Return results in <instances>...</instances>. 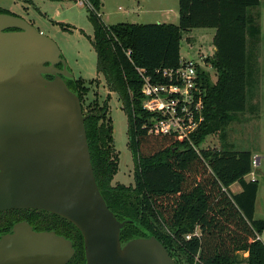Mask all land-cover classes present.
<instances>
[{"label":"trees","instance_id":"obj_1","mask_svg":"<svg viewBox=\"0 0 264 264\" xmlns=\"http://www.w3.org/2000/svg\"><path fill=\"white\" fill-rule=\"evenodd\" d=\"M33 2V0H24ZM95 28L93 44L98 72L108 88L118 93L129 118L128 147L135 167V185H114L118 171L113 124L108 100L83 112L91 157L100 190L120 220L131 219L121 234L122 243L154 234L184 264H264V218H255L257 179H246L253 167V151L200 148L209 135L224 131L235 114L244 112L256 87V51L262 37L261 0H179V23H105L101 0H89ZM0 13H9L0 8ZM215 28L213 56L206 61L217 73L199 69L204 97V122L193 134L195 147L175 134H150L144 123L151 116L143 109V80L137 67L154 74L157 68L177 67L182 60L181 39L192 28ZM131 50L130 55L127 54ZM51 78V76H48ZM81 79L68 78L81 98ZM77 82V84H76ZM83 106V103H82ZM239 182L234 193L230 186ZM13 223L27 220L36 230H55L71 239L76 250L67 264H85L84 238L69 220L38 209L0 211ZM0 222L1 234L11 231ZM190 239L184 236L194 233ZM177 264H180L175 259Z\"/></svg>","mask_w":264,"mask_h":264},{"label":"water","instance_id":"obj_2","mask_svg":"<svg viewBox=\"0 0 264 264\" xmlns=\"http://www.w3.org/2000/svg\"><path fill=\"white\" fill-rule=\"evenodd\" d=\"M68 78L74 75L51 37L23 17L0 13V211L66 218L83 235L85 264H177L154 234L122 243L133 220H120L100 190L90 114ZM75 252L71 239L27 220L0 237V264H67Z\"/></svg>","mask_w":264,"mask_h":264},{"label":"rangeland","instance_id":"obj_3","mask_svg":"<svg viewBox=\"0 0 264 264\" xmlns=\"http://www.w3.org/2000/svg\"><path fill=\"white\" fill-rule=\"evenodd\" d=\"M138 1L101 0L98 6L99 14L102 20L109 25L122 22L148 23L150 19H156L149 15L148 11L143 12ZM173 3L177 8L179 7L178 0ZM141 6L144 4L142 3ZM0 8L23 17L58 44L69 71L74 75V80L81 79L83 82L82 85L78 81L81 88L85 89L84 91L81 89L84 112L93 109L96 100L99 105H103L105 100H108V116L112 119L114 147L118 162V171L112 184L134 186L135 167L128 147V114L123 108L118 93L108 88L104 75L98 72L97 52L93 44L95 28L90 18L88 4L80 5L75 0H33L31 3L24 0H0ZM253 11L260 15L264 14V0ZM176 23H179V17ZM214 33L215 28L203 27L184 31L181 39V57L200 59L201 56L206 58L213 56L215 53ZM256 52V67L258 68V71L254 73L256 87L248 97L246 110L235 114L234 119L223 132L219 130L209 135L200 148H221L224 138H222V133H224L226 144L231 145L233 149H250L254 155L262 157L261 164L253 167L257 170L256 177L260 184L255 216L264 218V34L258 43ZM209 72L215 82L217 80L216 71L211 68ZM195 233H199V229L188 234L194 235ZM188 234L184 237L186 238ZM261 237L264 242V233ZM175 259L180 264H184L179 256H175Z\"/></svg>","mask_w":264,"mask_h":264},{"label":"built area","instance_id":"obj_4","mask_svg":"<svg viewBox=\"0 0 264 264\" xmlns=\"http://www.w3.org/2000/svg\"><path fill=\"white\" fill-rule=\"evenodd\" d=\"M75 1L93 8L89 0ZM130 53L128 50L127 54ZM211 68L205 56L200 59L182 58L179 66L157 68L154 74L137 67L143 80V109L151 115L144 128L150 134L178 135L195 147L193 134L205 119V89L199 69L209 71ZM261 159V156L254 155L253 166H258ZM191 237L192 234L186 236L187 239Z\"/></svg>","mask_w":264,"mask_h":264},{"label":"crops","instance_id":"obj_5","mask_svg":"<svg viewBox=\"0 0 264 264\" xmlns=\"http://www.w3.org/2000/svg\"><path fill=\"white\" fill-rule=\"evenodd\" d=\"M174 1L175 0H145V1L139 0L138 5L140 8H142L143 12L148 11L149 15H152L153 18L156 17V19H150V21H148V23L150 22V23H173V24H177L176 19H178V17H179V7L178 8L176 7V5L173 3ZM142 3L144 4V6H141ZM178 5H179V0H178ZM170 18H174V19L171 20ZM260 24L262 27V37H263V34H264V14L263 13L260 15ZM215 33H216V29H215ZM215 33H214V35H215ZM215 50H216V47H215ZM184 58H187V57H184ZM192 58H195V57H192ZM260 164H261V161H260ZM256 174H258L257 170L253 169V171L251 173L246 175V179L247 180L257 179L258 180V178L256 177ZM230 189L232 192L237 193V192L241 191L242 187H241L239 182H235L230 186ZM259 189H260V184H259ZM258 202H259V190L257 193V199H256V204H255V214L257 211ZM255 218H256V216H255ZM261 235H260V238L262 239Z\"/></svg>","mask_w":264,"mask_h":264},{"label":"flooded vegetation","instance_id":"obj_6","mask_svg":"<svg viewBox=\"0 0 264 264\" xmlns=\"http://www.w3.org/2000/svg\"><path fill=\"white\" fill-rule=\"evenodd\" d=\"M58 66H61V65H58ZM8 210H11V209H8ZM4 211H6V210H4ZM11 216L12 215L0 213V222L2 224V227L6 228L7 226H10L11 223H13V219L11 218ZM13 226H14V223H13L12 227ZM12 227H11V230H12ZM5 233H7V232H5ZM5 233H3V234H5ZM3 234H1V235H3Z\"/></svg>","mask_w":264,"mask_h":264}]
</instances>
